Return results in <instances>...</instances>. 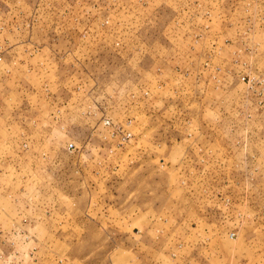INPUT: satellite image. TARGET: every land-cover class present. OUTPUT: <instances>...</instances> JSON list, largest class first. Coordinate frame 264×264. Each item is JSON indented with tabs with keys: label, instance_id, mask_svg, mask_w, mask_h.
I'll list each match as a JSON object with an SVG mask.
<instances>
[{
	"label": "rangeland",
	"instance_id": "374dc122",
	"mask_svg": "<svg viewBox=\"0 0 264 264\" xmlns=\"http://www.w3.org/2000/svg\"><path fill=\"white\" fill-rule=\"evenodd\" d=\"M0 264H264V0H0Z\"/></svg>",
	"mask_w": 264,
	"mask_h": 264
},
{
	"label": "built area",
	"instance_id": "2783aa9c",
	"mask_svg": "<svg viewBox=\"0 0 264 264\" xmlns=\"http://www.w3.org/2000/svg\"><path fill=\"white\" fill-rule=\"evenodd\" d=\"M73 146H74V143L69 144V147H73ZM232 235H234V233H232Z\"/></svg>",
	"mask_w": 264,
	"mask_h": 264
}]
</instances>
